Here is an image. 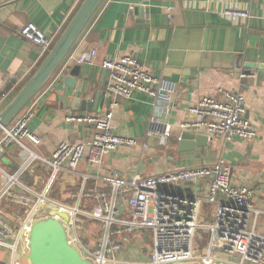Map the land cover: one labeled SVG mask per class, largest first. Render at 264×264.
<instances>
[{
    "label": "crops",
    "instance_id": "obj_1",
    "mask_svg": "<svg viewBox=\"0 0 264 264\" xmlns=\"http://www.w3.org/2000/svg\"><path fill=\"white\" fill-rule=\"evenodd\" d=\"M83 2L0 0V94L6 88L16 87L23 79L6 104L46 58L40 48L20 36V29L34 23L58 39ZM168 7L174 10L171 20L167 18ZM230 9L249 10L252 18L244 25H235L223 15ZM92 49L97 51L96 64L80 66L75 90L67 88L63 81L42 89L48 92L37 105L29 127L41 140V145L35 148L39 155L50 158L60 142H89L95 133L93 126L66 121L71 115L82 114L72 110L73 100L79 98L94 103L103 90L97 112L107 111L112 98L104 90L109 77L104 78L101 64L132 56L153 76L175 85V110L164 119L172 126L173 137L165 144L152 138L148 140L150 148L145 151L123 147L109 153L104 159L101 175L128 180L136 174L150 177L212 166L224 160L232 183L253 188L256 191L254 205L264 210V0H104L65 60ZM76 66L72 65L66 75H70ZM220 89L244 99L246 117L255 127L257 137L251 141L235 138L231 142L215 139L194 151H180V142H177L180 125L192 119L190 109L205 96L221 99ZM117 103L113 118L115 134L145 141L153 112L152 100L136 93L133 98L119 99ZM196 133L206 136L202 131ZM26 159L20 148L12 146L0 157V166L14 172ZM79 170L95 172L86 160ZM22 182L36 193H46L52 200L73 206L77 202L69 203L68 196L83 189L80 177L60 174L53 179L51 170L38 161L29 166ZM199 185L205 192L206 185ZM93 188L94 184L88 182L85 193ZM186 189L192 191L183 186L182 190ZM59 203L53 202L65 209ZM27 213V208L9 201L0 206L1 218L15 227ZM260 219L264 220V216ZM259 230L264 233V221ZM136 238L139 240L138 236L132 237V245L118 256L120 261L134 256ZM4 250L0 248L1 262L4 261ZM27 250L26 243L22 264H26Z\"/></svg>",
    "mask_w": 264,
    "mask_h": 264
},
{
    "label": "built area",
    "instance_id": "obj_2",
    "mask_svg": "<svg viewBox=\"0 0 264 264\" xmlns=\"http://www.w3.org/2000/svg\"><path fill=\"white\" fill-rule=\"evenodd\" d=\"M166 11L167 18L171 20L173 8L168 7ZM223 15L235 25H244L252 18L249 10L230 9ZM19 34L45 55L57 40L55 34H46L34 23L24 25ZM96 60L95 49L64 60L47 85L52 87L63 81L72 65L94 66ZM101 67L110 72L107 92L112 101L108 110L66 118L70 124L95 128L89 142H60L50 158L36 152L41 140L29 127L37 105L48 90H41L0 134V157L12 146L20 148L27 156L14 172L0 166V206L9 201L12 205L28 209L17 227L0 216V248L5 249L4 261L0 264H22V252L29 242V233L37 215L42 219L50 218V211H42V206L68 215L65 227L71 233L68 237L70 245L93 264H264V233L258 228L264 210L255 207L256 191L253 188L232 183L224 160L212 166L150 177L136 174L128 180L101 175L104 159L111 152L123 147L145 151L150 148L148 140L155 137L160 144L170 142L173 129L164 119L175 110V85L153 76L135 57L106 60ZM16 87L0 95V110ZM219 92L221 99L205 96L190 109L193 117L180 125L177 142L182 140L185 132L199 131L206 134L209 142L215 139L231 142L235 138L251 141L257 137L255 127L246 117L244 99L234 92L222 89ZM136 93L148 96L153 106L146 140L142 142L119 136L113 130L117 101L131 99ZM85 160L90 168L95 169L94 173L79 170ZM36 161L51 170L53 179L65 174L83 180V189L70 195L77 205L59 203L46 193L34 192L22 182L29 166ZM88 182H92L94 188L85 193ZM202 183L206 185L205 192L200 188ZM183 186L192 191L182 190ZM83 198L96 202L91 210L82 208ZM53 202L64 205L65 209ZM205 205L210 208L209 223L203 216ZM53 218L64 222L58 215ZM90 221L98 222L103 228L101 241L95 250L87 248L79 237V231L84 230ZM200 231L207 232L206 246L200 242L204 236ZM146 233L151 234L149 244ZM134 236L139 238L135 240L136 251L144 253L143 250L147 249L149 257L120 261L118 256L126 251Z\"/></svg>",
    "mask_w": 264,
    "mask_h": 264
},
{
    "label": "water",
    "instance_id": "obj_3",
    "mask_svg": "<svg viewBox=\"0 0 264 264\" xmlns=\"http://www.w3.org/2000/svg\"><path fill=\"white\" fill-rule=\"evenodd\" d=\"M103 2L104 0H84L38 70L0 110V134L48 84ZM80 71V66L77 65L74 67L70 75L64 78L63 84L67 88L75 90ZM109 75L110 72L104 70V78L109 77ZM107 86L108 84L104 88L105 91H107ZM102 94L103 90L98 93L94 103L75 98L73 100L72 110L82 114L99 111ZM208 142L207 136L197 134L196 132H185L179 143V150L183 152L194 151L197 147L207 146ZM41 210L50 211V218L42 219L38 214L37 220L32 224L28 242L29 263L93 264L89 260L84 259L80 252L70 245L65 227L69 220L68 215L60 213L57 210H49L46 206H42ZM57 215L64 222L53 218ZM143 252L147 253V249H144Z\"/></svg>",
    "mask_w": 264,
    "mask_h": 264
},
{
    "label": "rangeland",
    "instance_id": "obj_4",
    "mask_svg": "<svg viewBox=\"0 0 264 264\" xmlns=\"http://www.w3.org/2000/svg\"><path fill=\"white\" fill-rule=\"evenodd\" d=\"M58 39L55 41L54 45L56 44ZM4 163L6 164L5 161H4ZM67 199H68L69 203H73L74 202V199L70 198V196H68ZM95 203L96 202L94 200H89V199L85 198L82 208L87 210V211H89L95 205ZM209 211H210L209 206L205 205L204 209H203V216L206 218V222L207 223L211 222V218L209 217ZM263 221H264L263 219L259 220V224H258V228L259 229H261V222H263ZM102 233H103V228L99 225V223L90 221L84 226V230H80L79 231V237H80L81 242L87 248H89L91 250H95L99 246V243H100L101 237H102ZM200 233L204 235L203 238L200 239V242L202 243V245L206 246V244H207V232L206 231H200ZM150 237H151V234L150 233H148V234L146 233V239H147L146 242H147V244H149L151 242V238ZM133 254H134V256L131 257L130 260L146 259V258L149 257L150 252L142 253V252H137L135 250L133 252ZM239 258L240 257H238V259ZM0 259H1V256H0Z\"/></svg>",
    "mask_w": 264,
    "mask_h": 264
},
{
    "label": "bare ground",
    "instance_id": "obj_5",
    "mask_svg": "<svg viewBox=\"0 0 264 264\" xmlns=\"http://www.w3.org/2000/svg\"><path fill=\"white\" fill-rule=\"evenodd\" d=\"M67 233H68V237H71V233L70 232H67ZM27 246H28V244H27ZM28 256H29V246H28V250H27L26 264H30L28 261Z\"/></svg>",
    "mask_w": 264,
    "mask_h": 264
},
{
    "label": "trees",
    "instance_id": "obj_6",
    "mask_svg": "<svg viewBox=\"0 0 264 264\" xmlns=\"http://www.w3.org/2000/svg\"><path fill=\"white\" fill-rule=\"evenodd\" d=\"M23 85H24V84H23ZM23 85L19 86V89H20ZM8 91H9V88H6L5 92H3V93H6V92H8ZM3 93H1V94H3ZM1 94H0V95H1Z\"/></svg>",
    "mask_w": 264,
    "mask_h": 264
}]
</instances>
